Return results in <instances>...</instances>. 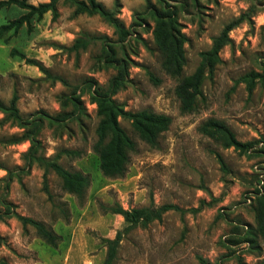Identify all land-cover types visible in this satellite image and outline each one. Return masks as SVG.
Listing matches in <instances>:
<instances>
[{"label": "rangeland", "instance_id": "1", "mask_svg": "<svg viewBox=\"0 0 264 264\" xmlns=\"http://www.w3.org/2000/svg\"><path fill=\"white\" fill-rule=\"evenodd\" d=\"M47 1L29 0L33 5ZM98 2L130 28L125 42H117L113 27L100 16L75 15L64 3H59L56 21L48 12L41 20L34 17L31 26L0 35V100L8 104L16 94L24 118L39 111L60 113V97L71 89L21 54L77 88L85 115L60 126L45 122L38 139L42 155L90 179L83 199L64 190L54 171L48 172V191L44 189V167L25 159L30 142L24 129L0 112V208L6 200L18 215L43 223L59 237L49 245L33 226L7 218L0 223V259L7 264H103V239L123 231L115 264H264V237L256 221L258 181L264 180V80L255 81L252 93L244 80L252 72L264 75V0H166L177 8L178 28L185 36L182 77L195 72L201 53L228 23L245 15L230 31L231 42L220 51L221 61L207 75L198 110L191 114L181 111L179 79L162 68L155 23L145 1ZM152 3L160 6L158 0ZM181 3L188 6L182 10ZM25 13L17 6L0 10V27ZM83 35L107 37L117 57L128 61V82L114 96L125 110L149 109L172 120L158 147L152 148L129 121L119 119L137 143L122 177H107L100 170L93 150L100 118L88 87L90 80L106 87L116 70L102 58L101 39L91 40L84 50L71 49ZM210 119L254 146L247 153L224 148L200 130ZM64 150L81 151V156H68ZM167 204L179 209L127 231L124 218L111 210L121 206L136 212Z\"/></svg>", "mask_w": 264, "mask_h": 264}, {"label": "trees", "instance_id": "2", "mask_svg": "<svg viewBox=\"0 0 264 264\" xmlns=\"http://www.w3.org/2000/svg\"><path fill=\"white\" fill-rule=\"evenodd\" d=\"M155 26L153 30L154 41L162 54V68L165 73L173 78L179 79L176 87V94L181 101V111L185 114H191L198 110V99L202 95L203 83L209 74L213 75L215 68L220 63V51L224 46L231 42L229 38L230 31L241 24L245 15L228 23L221 33L213 39V44L208 51L201 53V61L195 72L189 76L182 77L186 58L184 51L185 36L181 34L178 28V10L167 4L166 0H158L160 6L152 3V0H144ZM195 1V0H194ZM59 3L69 4L74 8L75 15L87 14L89 16L98 15L114 29V34L118 37L117 42H125L132 35L130 28H126L116 17V13L107 9L98 0H48L47 2L33 5L29 0H0V10L10 6H17L25 10L26 13L19 18L10 21L8 24L0 27V35L11 30H19L24 25L31 26L34 17L41 20L43 16L50 12L52 20L56 21L59 14ZM188 5L180 4L184 10ZM103 40L102 58L104 62L116 70V74L109 80L106 87L100 86L94 80L89 81V93L91 102L97 106V114L100 118L96 128L97 140L94 143L93 150L99 156L100 170L111 178L122 177L127 172L130 163V156L137 150V143L122 128L119 119L122 118L131 123L133 130L138 138L152 148H157L161 134L169 129L171 118L165 114H158L149 109H143L137 112L127 111L119 104L114 96L123 89L128 82L129 64L125 58H118L114 46L110 44L107 37H89L83 35L76 39L72 50H84L88 47L91 40ZM21 57L27 63L38 67L42 72L53 80L60 81L64 86L71 89L68 95L60 97V107L62 111L55 115H50L44 111H39L28 118H24L18 108V96L14 94L8 104L0 100V112L10 120L15 122L20 128L24 129V138L30 142V146L25 154L28 164L37 163L43 166L44 189H48V172L54 171L62 180L63 189L68 193L76 195L83 199L86 189L90 185V179L79 171H70L60 165L57 160H49L41 154L42 143L38 139L45 122L50 126L63 125L68 121H78L85 115L86 109L77 94V88L71 87L67 81L60 77H53L47 69L35 59ZM152 81L158 83V79L151 75ZM264 80V75L259 73H250L244 80L248 82V90L253 91V85L256 80ZM200 130L210 137L219 140L224 148H235L242 153H247L254 142L243 143L237 140L234 133L222 122L210 119L202 125ZM62 153L71 157H80L81 151L64 150ZM223 164L221 157H218ZM262 180H259V184ZM261 187L257 190L256 221L258 233L264 237V180ZM48 191V190H47ZM2 209L0 208V223L7 218L16 217L24 227L31 225L35 228L37 234L49 245H55L59 237L43 223L34 219L18 215L13 210V205L2 200ZM175 205H162L160 207L149 206L136 212L123 209L121 206L111 208L112 212L121 215L127 226L125 231L138 225H147L158 220L171 210H178ZM123 231H118L114 239H103L107 245L106 258L103 264H115ZM0 264H7L5 260L0 259ZM206 264V263H202ZM243 264V263H241Z\"/></svg>", "mask_w": 264, "mask_h": 264}, {"label": "built area", "instance_id": "3", "mask_svg": "<svg viewBox=\"0 0 264 264\" xmlns=\"http://www.w3.org/2000/svg\"><path fill=\"white\" fill-rule=\"evenodd\" d=\"M262 184H263V180H262ZM261 186H259V188H260Z\"/></svg>", "mask_w": 264, "mask_h": 264}]
</instances>
